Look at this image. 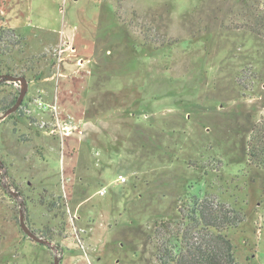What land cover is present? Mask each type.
<instances>
[{
    "label": "rangeland",
    "instance_id": "1",
    "mask_svg": "<svg viewBox=\"0 0 264 264\" xmlns=\"http://www.w3.org/2000/svg\"><path fill=\"white\" fill-rule=\"evenodd\" d=\"M258 15L264 0H0V29L22 36L2 75L29 81L0 120V264H54L21 209L61 264H162L207 195L242 217L238 264H264ZM22 87L2 82L0 107Z\"/></svg>",
    "mask_w": 264,
    "mask_h": 264
},
{
    "label": "trees",
    "instance_id": "2",
    "mask_svg": "<svg viewBox=\"0 0 264 264\" xmlns=\"http://www.w3.org/2000/svg\"><path fill=\"white\" fill-rule=\"evenodd\" d=\"M253 27V32L264 38V15ZM14 29H0V76L3 72V60L7 58L14 46L13 38H21ZM23 39L26 40L24 37ZM8 79H0L2 82ZM18 99L14 96L0 107L5 112ZM248 156L251 165L264 167V119L255 127L248 142ZM182 213V211H180ZM235 211L226 205H216L210 196L193 203L188 214H183L187 228L181 234H176L173 247L176 254L166 247H160L158 259L162 264H238L235 247L227 235L228 228L242 220L237 215L230 216ZM51 240V238H48Z\"/></svg>",
    "mask_w": 264,
    "mask_h": 264
},
{
    "label": "water",
    "instance_id": "3",
    "mask_svg": "<svg viewBox=\"0 0 264 264\" xmlns=\"http://www.w3.org/2000/svg\"><path fill=\"white\" fill-rule=\"evenodd\" d=\"M1 79H8L9 81H15V82L20 81L23 83V87L21 89V92L18 96L16 103L13 106H11L10 108H8L3 114L0 115V120L5 118L9 114L14 113V112L19 110V108L22 106V104L24 102L25 96H26L28 89H29V81H28L27 77L24 75L17 76V75H12V74H4L1 76ZM3 164L4 163L0 160V166H3ZM13 194L16 195L15 192H13ZM20 219H21V226H22L23 230L28 234V236L31 237L33 240H35L39 243H43V244L49 246L51 249H53V251L55 253L54 264H61V256L58 254V248L52 243L51 240L45 239L41 236H38L31 229V227L26 222V218H25L23 209H21V218Z\"/></svg>",
    "mask_w": 264,
    "mask_h": 264
},
{
    "label": "built area",
    "instance_id": "4",
    "mask_svg": "<svg viewBox=\"0 0 264 264\" xmlns=\"http://www.w3.org/2000/svg\"><path fill=\"white\" fill-rule=\"evenodd\" d=\"M37 104H38L41 108H45V103H44V101H42L41 99L38 100ZM50 107L53 108V110H55V111L58 110V106H57L56 104H51ZM61 127L63 128V129H62V130H63L62 132H63L64 134L69 135V134L71 133V131H69V130H71V128H73V125H72V124H68V123H64V124H61ZM126 180H127V179H126L125 176H121V181L125 182ZM105 192H106V189H105V188H103V189L100 191L101 194H104Z\"/></svg>",
    "mask_w": 264,
    "mask_h": 264
},
{
    "label": "crops",
    "instance_id": "5",
    "mask_svg": "<svg viewBox=\"0 0 264 264\" xmlns=\"http://www.w3.org/2000/svg\"><path fill=\"white\" fill-rule=\"evenodd\" d=\"M17 31H19L20 32V30H19V28H20V26H15L14 27ZM61 74V73H60ZM61 79H62V76H61ZM61 91H62V89H61ZM60 91V92H61ZM41 93H45V95H46V91L45 90H43V88H41V91H40ZM41 93H40V95H39V97L40 98H42V95H41ZM56 101H54L55 103H56V105L58 106V107H64V104L61 102V101H59V97H57L56 96ZM58 101H59V103H58ZM33 106H34V104H33ZM64 109V108H63ZM36 110L38 111V109H37V107H36Z\"/></svg>",
    "mask_w": 264,
    "mask_h": 264
}]
</instances>
